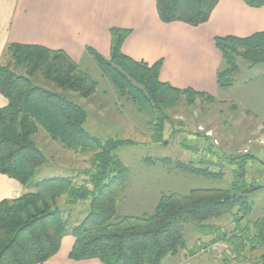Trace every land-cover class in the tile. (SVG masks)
Listing matches in <instances>:
<instances>
[{
    "label": "trees",
    "instance_id": "trees-1",
    "mask_svg": "<svg viewBox=\"0 0 264 264\" xmlns=\"http://www.w3.org/2000/svg\"><path fill=\"white\" fill-rule=\"evenodd\" d=\"M242 1L251 8L264 6V0ZM218 2L155 0L162 23H183L191 27L207 22ZM129 34L125 29L109 30V58L86 49L106 76L112 75L121 81L118 83L112 78L119 92L129 85L136 86L156 103L168 93L210 97L160 82V62L147 65L124 55L121 47ZM214 44L227 64L226 70L217 73L216 83L220 88L231 86L237 57L250 65L264 63V32L246 38L216 37ZM6 56L15 69L0 65V94L7 101L0 109V174L17 181L28 191L17 199L0 202V264H42L57 254L65 235L74 239L68 254L72 261L161 264L165 258L187 249V224H193L202 235L213 236L215 241L228 245L222 264L245 260L252 248L264 245V219L246 220L249 190L240 181L242 176L234 172L228 190H194L186 196H164L149 216H117L116 204L126 187L128 172L116 157V145L93 139L83 129L84 114L76 104L37 87L26 75L37 73L61 89L88 91V94L94 83L62 51L16 44L7 48L3 58ZM18 69L24 74L17 73ZM162 125L160 122L155 130L156 139L161 137ZM39 127L75 154L93 155L95 171L90 178V190L75 186L68 178L34 181L36 172L46 163L32 139ZM62 195L72 206L88 203L84 218L71 229L69 216H64L63 210L55 206ZM224 216L234 221L231 231L208 226L209 222ZM231 256L234 258L229 259ZM259 260L264 264V255Z\"/></svg>",
    "mask_w": 264,
    "mask_h": 264
},
{
    "label": "rangeland",
    "instance_id": "rangeland-1",
    "mask_svg": "<svg viewBox=\"0 0 264 264\" xmlns=\"http://www.w3.org/2000/svg\"><path fill=\"white\" fill-rule=\"evenodd\" d=\"M235 64L231 86L217 85L221 97L168 93L161 96L159 103L136 86L129 85L119 92L113 79L121 81L106 76L94 60L91 64H77L94 83L89 94L61 89L37 73L26 77L37 87L76 104L84 114L83 129L93 139L116 145V157L128 172L126 187L116 204L117 216H149L164 196H186L194 190H228L234 172L248 186L246 220L255 222L264 219V63L250 65L237 57ZM0 65L15 69L7 56ZM226 69L227 64L220 71ZM16 72L24 74L20 69ZM160 122L162 133L156 139ZM32 139L46 159L34 181L55 173L58 167L61 169L57 170L71 171L61 178L91 189L93 155L75 154L40 127ZM67 202L62 195L55 206L69 216L71 229L84 218L88 203L72 206ZM232 222V217L224 216L208 226L231 231ZM185 234L187 249L178 253L176 260L182 261L183 256L186 262L193 260L192 264L223 263L229 250L225 242L202 235L193 224L185 225ZM251 252H247L245 260H231L230 264H260L264 245Z\"/></svg>",
    "mask_w": 264,
    "mask_h": 264
},
{
    "label": "crops",
    "instance_id": "crops-1",
    "mask_svg": "<svg viewBox=\"0 0 264 264\" xmlns=\"http://www.w3.org/2000/svg\"><path fill=\"white\" fill-rule=\"evenodd\" d=\"M113 28L130 31L121 47L124 55L147 65L161 63L160 82L221 97L216 78L226 63L214 38H246L264 32V6L251 8L242 0H219L207 22L191 27L162 23L155 0H0V63L7 48L17 44L62 51L80 66L91 64L87 48L109 58V30ZM6 105L0 94V109ZM57 168L42 179L71 173ZM26 191L0 174V202L17 199ZM73 243V237L65 235L57 254L42 264H102L96 259L70 260ZM176 256L161 264L193 262H186L182 255V261L176 260Z\"/></svg>",
    "mask_w": 264,
    "mask_h": 264
},
{
    "label": "built area",
    "instance_id": "built-area-1",
    "mask_svg": "<svg viewBox=\"0 0 264 264\" xmlns=\"http://www.w3.org/2000/svg\"><path fill=\"white\" fill-rule=\"evenodd\" d=\"M224 248H226V249H227V247H226V246H224Z\"/></svg>",
    "mask_w": 264,
    "mask_h": 264
}]
</instances>
